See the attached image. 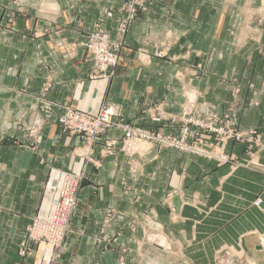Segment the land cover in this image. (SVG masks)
Wrapping results in <instances>:
<instances>
[{"label":"crops","instance_id":"0c3cea01","mask_svg":"<svg viewBox=\"0 0 264 264\" xmlns=\"http://www.w3.org/2000/svg\"><path fill=\"white\" fill-rule=\"evenodd\" d=\"M123 0H0V264H50L32 219L49 220L65 172L83 175L56 264H264V155L219 165L174 149L133 158L110 129L91 148L56 123L63 106L177 135L188 114L230 113L264 141V0H150L119 65L91 79L80 44L94 24L115 37ZM113 141L109 155L102 151ZM259 202L260 205H256Z\"/></svg>","mask_w":264,"mask_h":264},{"label":"built area","instance_id":"2783aa9c","mask_svg":"<svg viewBox=\"0 0 264 264\" xmlns=\"http://www.w3.org/2000/svg\"><path fill=\"white\" fill-rule=\"evenodd\" d=\"M149 2L150 0H123L122 16L117 21L115 37H110L101 24L93 25L86 40L80 44L89 53L90 61H92L91 79L107 80L113 77L120 62L119 53L124 46L129 28L140 16L139 14L145 11ZM56 123L62 132L77 137L87 148L93 147L96 138L110 129L119 131L122 136L120 151L127 158L139 156L145 151L147 145H159L166 149L192 153V149L186 142L189 135L186 127L181 131L183 139L178 142L171 135L143 129L119 119L118 108L109 103L104 104L96 114L63 106ZM113 145V141L105 143L102 151L109 155ZM82 178L81 173L76 175L65 172L51 218L49 220L32 219L26 227V242L22 250L18 252L19 257L26 256L37 244L43 243L53 249L50 264H56L59 261L65 245L64 241L70 231V221L77 207V195ZM256 205H260L259 202Z\"/></svg>","mask_w":264,"mask_h":264},{"label":"rangeland","instance_id":"374dc122","mask_svg":"<svg viewBox=\"0 0 264 264\" xmlns=\"http://www.w3.org/2000/svg\"><path fill=\"white\" fill-rule=\"evenodd\" d=\"M260 15H262L264 21V13ZM228 112L222 116H218L210 111L198 115L188 114L183 116V118L180 119L181 125L177 135L171 136H173L176 141L181 142L183 139V132L181 131L186 127L189 133L188 137L186 136V142L189 148L192 149L193 154L185 151H176L197 157H204L219 165L231 164L236 167L237 165H242L240 160L224 151V148L236 142L245 147L244 162L247 163L249 168H257L255 164L256 161H254L252 155L257 154L256 152L260 150H263L262 154L264 155V141L260 140V138H255L257 136L254 130H240L235 123L233 124L232 117H230V113ZM148 146L153 145H147L146 147ZM154 146L166 149L159 145Z\"/></svg>","mask_w":264,"mask_h":264}]
</instances>
